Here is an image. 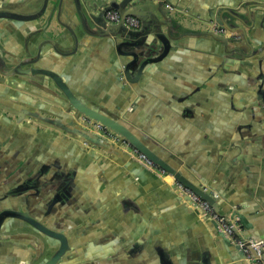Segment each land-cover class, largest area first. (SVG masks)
<instances>
[{
  "label": "crops",
  "instance_id": "crops-1",
  "mask_svg": "<svg viewBox=\"0 0 264 264\" xmlns=\"http://www.w3.org/2000/svg\"><path fill=\"white\" fill-rule=\"evenodd\" d=\"M43 1L34 7L40 9ZM59 1H47L49 20L43 14L26 21L3 19L2 34L25 44L35 30L37 38L28 45L39 63L60 74L81 101L113 113L124 110L173 171L133 161L118 144L89 145L55 123H36L27 115L21 122L29 126L16 130L30 134L23 147L38 157L36 167L51 170L72 189L65 201L71 205L69 243L91 247L98 237L102 246L101 255L89 247V255H62L56 264H249L240 250L226 247L198 221L173 186L174 171L180 172L214 193L217 210L233 215L244 236L264 239V102L253 94L251 80L257 72L242 70L226 58L235 49L202 34L201 21L236 0H170L177 21L170 44L144 37L136 48L120 50L115 36L85 33L79 26L74 39L68 28L75 27L76 15L68 1L61 6ZM29 2L0 0V5L14 11ZM252 28L249 46L264 48V29ZM133 49L136 60L127 76L124 70L118 76L116 66L123 61L125 69ZM235 56L249 58L242 51ZM258 67L264 83V64ZM26 93L48 103L40 110L49 118L69 121L45 94ZM2 143L0 158L12 153L1 149L11 142ZM34 257L0 255V264H36Z\"/></svg>",
  "mask_w": 264,
  "mask_h": 264
},
{
  "label": "flooded vegetation",
  "instance_id": "flooded-vegetation-1",
  "mask_svg": "<svg viewBox=\"0 0 264 264\" xmlns=\"http://www.w3.org/2000/svg\"><path fill=\"white\" fill-rule=\"evenodd\" d=\"M35 2L36 0H31L28 4L16 7L18 9L14 11L0 5V140L3 142L1 147L5 143L7 144V141L11 142L8 144L9 147L1 148L2 150L7 152L9 149L12 150V153H8L9 156L0 158V255H35V261L40 262L43 255H47V258L44 257L46 259L53 257L64 239L66 247L62 254L55 258L53 264H56L62 255H89L90 245L89 242L84 243L83 241L69 243L67 217L71 205L65 201L71 199L72 189L67 184L66 187L64 185L59 187L61 183L59 180L62 179L53 176L51 170L43 171V167H36L34 162L38 160V157L35 158L32 155V158L23 147V142L29 141L30 134L24 131L21 133L16 131L17 127L29 126L26 123L23 125V120L27 115H30L28 113L34 111L41 117L39 115L28 116L34 120L33 122L47 121L44 118L48 116L43 114L40 109L49 108L48 103L31 97L26 93L27 91H32V95L34 93L45 94L50 99L53 96L49 90L42 86L40 80L44 78L43 75H30L27 72L29 67L36 70L44 68V65L39 63L35 52L30 50L28 45V43L31 45L34 43L37 32L33 30V34L30 35L33 41L25 44H21L20 38L11 40L8 35L2 34L5 27L3 19L4 21L8 18L15 21H26L29 17L36 18L37 15L43 14L49 17V20L52 14L50 6L46 5L45 10L41 11V7L40 9L34 7ZM251 2L257 5H250ZM225 8H228L229 11L234 9L236 13L225 12L223 10ZM225 8L219 9L217 15H214L216 11L214 14L210 13L209 20L201 21L203 30H212L232 39L228 46L235 49L237 53L242 51L248 55L249 58L242 60L235 56L237 53L230 54L229 52V56L226 58L230 57L229 59L236 65H240L242 70L249 72V67L257 72V76L251 79L256 83L253 94L264 102L263 73L258 67L264 64V48H251L249 46L251 43L250 28L255 27L257 29L258 25L264 29V0H236L233 4L226 5ZM10 12L15 15H8ZM219 14H222V17L227 20L232 28H226L217 22ZM219 18L222 19L221 15ZM115 37L119 41L117 43L118 50L124 46L137 47V44L124 43L127 41L125 38ZM129 50L131 49L129 48ZM131 52H135V50L133 49ZM221 58L224 57L221 56ZM116 67L119 68L118 76L122 77V74L124 75V62H119ZM29 79H32L33 82H29ZM62 79L68 85L63 77ZM73 94L75 95L74 92ZM75 96L77 97V95ZM55 99L52 100L56 102ZM64 102L68 101L64 100ZM61 108L64 109L62 106ZM64 110L67 114L75 112L72 109ZM11 114L14 115V118L17 116L19 118V115L22 114L19 119L22 124L17 120H11ZM82 115L84 114L80 116ZM47 173L50 174L49 178H47ZM72 207L75 208V205ZM38 222H41L42 225ZM101 250L100 239L97 237L92 242L90 251L95 255H101Z\"/></svg>",
  "mask_w": 264,
  "mask_h": 264
},
{
  "label": "water",
  "instance_id": "water-1",
  "mask_svg": "<svg viewBox=\"0 0 264 264\" xmlns=\"http://www.w3.org/2000/svg\"><path fill=\"white\" fill-rule=\"evenodd\" d=\"M48 0H44L41 6V11H44L47 5ZM64 0H60L59 6L63 3ZM69 3L71 12L76 15L77 22L75 27H69V31L71 32L74 39H76L75 28L79 26L85 33H91L93 35L98 36H119L121 38L127 39L124 43L126 44H139L140 40L144 37L149 38L151 43L161 42L163 46H168L169 39L173 37L172 31L173 26L175 24L176 19L172 14L175 12L170 9L172 4L170 0H66ZM250 5H257L256 3H250ZM170 6V7H169ZM250 8V6H248ZM110 9L117 10L121 15V20L118 22H109L106 18V12ZM225 12L236 13L234 9L229 11L228 8L223 9ZM39 11V12H41ZM5 14V13H4ZM8 15L14 16L15 14L10 12ZM126 15H134L140 20V27L137 29L129 28L123 21V18ZM221 15V18L220 17ZM217 17V22L226 28H232L231 25L227 23V20L222 17V14H219ZM224 19V20H223ZM163 26L166 27V30H163ZM204 35H209L216 41L223 44L225 49L232 41V39L218 34L212 30L203 31ZM134 40V41H131ZM131 55L134 56L133 59L129 60L126 64L124 70L125 75L127 76V68H129L130 64L136 60L135 52H131ZM13 71V70H11ZM27 72L30 75H43L44 78L40 80L42 82V86L49 90L53 96L51 99H55L59 105H61L64 109L67 110H75L74 113H69V121H62L61 118H44L47 122L55 123L58 126H61L67 133L83 140V142L89 145H95L102 148L109 149L110 146L115 144L112 140L100 135L99 133L87 129L83 127L80 123V115L84 114L89 119L99 122L102 125L106 126L111 132L118 135L120 138L125 140L131 147H134L139 153L143 154L145 158L149 161L153 162V165H149L145 163L141 158L137 156L136 152L130 151V147H126L120 145L124 151L129 155L133 161L138 160L142 162V164L147 167H155V165L159 168H164L166 170H171V167L165 163L158 155L153 151V149L143 140V135L137 131L127 120V113L124 110H121L118 113H112L106 110H103L99 107L89 105L79 98H77L69 86L63 81L62 77L51 69L41 68V69H33L32 67L27 69ZM50 78V79H49ZM52 79V80H51ZM29 82H33L32 79H29ZM58 88V89H57ZM62 91H60V90ZM63 93V94H62ZM67 100L68 102H64ZM31 116L39 115L37 112L28 113ZM40 116V115H39ZM22 117V114L19 115V119ZM41 117V116H40ZM134 158V159H133ZM176 182L174 181V189L179 195L180 199H183V204L187 206V208L195 215L198 221L207 225L211 230V233L220 237L223 240V243L226 247L236 248L238 251L240 250L242 253V257L246 259L245 248L250 250V253L253 257L256 256V252L249 246L248 243L245 244L244 247L239 246L234 242L233 238L227 235L224 231H222L217 223L208 216L203 215V218L200 217L201 212L197 207L196 203L187 195L183 194L179 191L177 187V183H181L184 186L190 188L192 191L197 193L200 197L207 200L216 211L217 202L216 197L209 191L204 190L202 185H198L193 181L187 179L180 172L174 171ZM62 187V183L60 185ZM184 197V198H182ZM65 198V196H64ZM219 212V211H218ZM220 213V212H219ZM223 214V213H221ZM226 217L230 218V220L236 222L237 219L233 215L223 214ZM238 222V221H237ZM40 225L41 222H38ZM238 230L236 231L237 235H240L244 238L246 237L242 234V229L240 224L238 223ZM252 238V237H250ZM259 239V238H253ZM264 240V239H263ZM64 239L56 252V254L50 259H42L39 264H53L55 258L59 257L65 248ZM261 259L264 261V251L261 254ZM4 264V263H1Z\"/></svg>",
  "mask_w": 264,
  "mask_h": 264
},
{
  "label": "built area",
  "instance_id": "built-area-1",
  "mask_svg": "<svg viewBox=\"0 0 264 264\" xmlns=\"http://www.w3.org/2000/svg\"><path fill=\"white\" fill-rule=\"evenodd\" d=\"M106 18L109 22H118L121 20V15L117 10L110 9L106 12ZM123 21L129 28L137 29L140 27V20L134 15H126L123 18ZM79 123L83 127L99 133L100 135L112 140L118 145L130 147V151L136 152L137 156L141 158L145 163L153 165L152 162L147 160L143 154L139 153L134 147H131L127 142H125V140L111 132L106 126L102 125L101 123L93 121L85 115L80 116ZM158 171H160V169H158ZM177 187L181 193L187 194L196 203L197 207L200 209L201 218H203V215H205L213 219L217 223L218 227L227 235L231 236L234 242L239 246L244 247L246 243L249 244V246L256 252V256L253 257L250 253V250L248 248H245L246 259L249 264H264V261L261 259V254L264 251L263 239H253L250 237L244 238L240 235H237L236 231L239 228L237 221L234 222L230 220V218L216 211L207 200L203 199L197 193L184 186L183 184L178 182ZM203 189L208 190L205 187Z\"/></svg>",
  "mask_w": 264,
  "mask_h": 264
}]
</instances>
